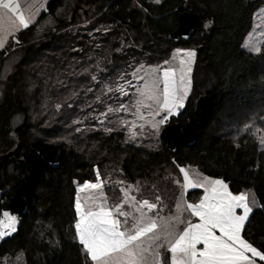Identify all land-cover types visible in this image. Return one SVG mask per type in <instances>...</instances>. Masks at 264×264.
Returning a JSON list of instances; mask_svg holds the SVG:
<instances>
[{
	"label": "trees",
	"instance_id": "16d2710c",
	"mask_svg": "<svg viewBox=\"0 0 264 264\" xmlns=\"http://www.w3.org/2000/svg\"><path fill=\"white\" fill-rule=\"evenodd\" d=\"M263 3L264 0H161L160 4L154 0H49L47 9L36 18L37 23L19 32L22 45L11 52H16L18 59L9 74L5 73L6 79L2 71L11 53L3 56L5 50L0 51V84L4 87L0 98V156L15 149L14 156L0 169V189L5 190L1 206L10 207V198L26 179L29 152L49 147L61 155V163L58 168L46 166L33 198L20 215L17 230L0 240V259L23 253L26 264H86L72 227L75 181L89 180L86 176L91 175L93 165L102 164L105 160L101 155L106 157L110 151L124 152L122 165L131 181L148 178L160 170L164 173L175 161L181 166L198 165L206 175L228 182L233 192L253 188L262 207L251 214L244 236L264 251V149L254 136H238V129L253 118L257 127L264 128L260 121L264 116V45L261 54L243 47L254 14ZM189 12L198 17V25L189 39L175 40L172 33L179 17ZM84 18L87 23L80 25ZM49 19L52 24L37 31ZM209 20L213 23L205 29ZM187 44L197 47L199 75L192 91L194 98L173 122L180 127L197 125L196 101L209 96L213 103L212 117L194 145L173 152L161 137V147L152 151L123 144L121 133L74 132L76 127L92 123H72L84 118L85 112L81 99L70 100L67 89L61 87L60 82L67 81L71 70L81 65L90 67L92 59L88 57L97 56L110 58L117 72L130 71L136 63L156 61L174 46ZM121 47L123 51H116ZM48 91L50 96H56L55 104L59 97L62 99L60 115L46 98ZM65 101L73 106L69 108ZM17 116L23 120L14 124ZM236 143L240 146L236 147ZM57 240L59 246L55 244Z\"/></svg>",
	"mask_w": 264,
	"mask_h": 264
},
{
	"label": "snow or ice",
	"instance_id": "6c2138e0",
	"mask_svg": "<svg viewBox=\"0 0 264 264\" xmlns=\"http://www.w3.org/2000/svg\"><path fill=\"white\" fill-rule=\"evenodd\" d=\"M154 2L160 4L161 0ZM47 3L48 0H0V50L9 45L10 37L19 44L18 33L37 23L36 18L41 10H46ZM260 14L264 15V9L260 10ZM52 22L49 19L37 31ZM212 23L209 20L204 28H209ZM260 36L264 37V31L260 32ZM251 37L252 33H249L243 47L249 52L261 54L260 41H254ZM116 51H123V47ZM195 58V50L176 48L170 60H165L163 64L153 66L141 62L130 73L124 70L117 73L115 78L100 76L107 72L100 61L85 67L79 74L87 76L99 87L95 100L104 106V110L72 121L73 124H83L88 119L96 121L90 128L76 127L74 132L91 130L111 134L126 131L128 141L153 139L158 144L161 129L172 117L179 116L189 101ZM108 62L111 63L110 60ZM128 67L133 65L129 64ZM87 91L93 92L94 89L89 87ZM72 95L77 97L79 93L73 92ZM124 97L128 99L124 100ZM108 100L113 102L108 103ZM65 104L69 108L73 106L68 101ZM63 106L61 103L54 105L57 112ZM87 106L92 107L90 103ZM128 116L131 119H127ZM22 120V116H17L13 123ZM260 121L264 123V116L260 117ZM145 129L148 130L147 134ZM239 134L254 136L258 146L264 149V129L256 126L255 118L238 129ZM62 139L72 142L68 137ZM235 146L240 145L236 143ZM177 167L182 174L180 178L171 174L163 178L177 189L171 206L161 194L158 184L131 183L124 178L113 179L111 174L102 177L98 167L94 182L77 184L72 227L74 238L82 246L86 264L264 262V251L244 236L254 208L261 207L252 190L234 193L222 178L205 175L191 166ZM113 172L123 177L122 169H113ZM194 189L202 190L203 194L192 202L188 193ZM17 222L16 216L4 211L0 218V239L15 232ZM55 244L59 246V240ZM0 264H9L8 258L0 260ZM11 264H26L23 253L18 254Z\"/></svg>",
	"mask_w": 264,
	"mask_h": 264
},
{
	"label": "rangeland",
	"instance_id": "374dc122",
	"mask_svg": "<svg viewBox=\"0 0 264 264\" xmlns=\"http://www.w3.org/2000/svg\"><path fill=\"white\" fill-rule=\"evenodd\" d=\"M46 9H47V5H46ZM261 9H264V3L262 4V6L254 14V20H253L252 28L248 32V34L246 35V37H245V39L243 41V45L249 39V33H252V37H251L252 40H254V41H260L261 48L264 45V37H261L260 36V32L264 31V15H261L260 14V10ZM42 11H44V10H41V12ZM86 23L87 22H86V19H85L83 22H81L80 25H83V24H86ZM18 36H19V33L17 35V39H19ZM19 45H22V42H20L19 44H16L13 41V39L10 37L9 38V45L6 46V48L4 49L5 50V55H3V56H6L7 54L11 53L12 50L14 48H16L17 46H19ZM176 48L192 49V50H195L196 51V58H195V62L193 64V70H192V73H191L192 91H193L194 86H195V78H196V76L199 75V70L197 69V62H198V60H197V47L194 44L176 45L163 58L158 59L156 61H146V60H143L142 62L145 63L146 65H153V66L154 65L163 64V62L165 60H170V58H171V56H172V54H173V52H174V50ZM4 50H0V51H4ZM246 50H248V49H246ZM17 59H18V55H17L16 52H14V53H11V55L5 60L4 67H3L4 68V71H2V74H3L2 76L3 77H5V73L7 75L9 74V71L12 70L11 67H13V65L15 64V62L17 61ZM109 60L111 61V63L108 62ZM97 61H100L101 62V67H104V68L107 69V72L106 73H101L100 74L101 77H104L105 75H107L109 77L115 78L116 77V74L119 73L113 67L112 60L110 58H108V57L100 58V57H97V56L92 57L90 66L93 65L94 63H96ZM137 65L138 64L136 63V66ZM83 69H84V67H83V65H81L78 68H75L74 70H71L68 73L67 81L64 82V83H62V84L60 83V84H61V87L62 88L65 87L67 89L66 95H67V97L70 100L74 98V96L72 95L73 92H78L79 93V96H77L76 98H78V100L81 99V101L83 102V105H82V108L81 109H82L83 112H85V115H84V117H85L86 115L98 114L99 111H103L104 110V106L102 104H100V103H97L96 100H95V93L99 92V87L95 84V82H92L87 76L80 75L79 74V73L82 72ZM124 70L127 71V69H122L121 71H124ZM132 70L133 69H131L130 71H127V72L130 73ZM93 71H95V69H93ZM73 73H75V74H73ZM83 77H84V79L82 80ZM31 80H33V78H30V81ZM121 82H123V81H121ZM133 83H135V81H133ZM89 87L93 88L94 91L93 92H88L87 89ZM3 88H4L3 85L0 84V98L3 96ZM192 97H193V93H191L189 99H191ZM46 98L49 100V102L51 101L53 104H55L56 96H50V92L49 91L46 94ZM105 99H107V97H105ZM123 99L124 100H127L128 98L127 97H124ZM61 100L62 99L59 97V103L61 102ZM112 102H113L112 100H108V103H112ZM89 103L92 105V107H88L87 106ZM196 103H197V101H196ZM59 115H60V110H59ZM176 117L177 116L172 117L170 119V121L168 122V124L170 122H173V120H175ZM82 119H84V118H82ZM127 119H131V117L128 116ZM86 121H88L89 123H92L91 126L93 124H96V121L95 120H92V119L84 120V122H86ZM91 126H86V127L85 126H82V128L88 129ZM109 126H111V125H109ZM97 127H99L98 124H97ZM162 129H161V131H162ZM86 132H91V130H86ZM113 133H115V132H113ZM116 133H121L122 134V138H123L122 139V141H123L122 143L123 144L130 143V144H133V145H135L137 147L144 148V149H150L152 151L158 150L161 147V144H162L161 143L162 142L161 141V133H160V137H159L158 144L153 139H142V138H138L137 141H135V142L128 141V136H127V132L126 131H120V132H116ZM147 133H148V130L145 129V134H147ZM148 145H152V147H149ZM97 153L99 154L100 152L98 151ZM109 153H112V154H109ZM105 155H106V157L104 156V154L101 155L102 156L101 159H104L105 160L102 164L93 165V167H92L93 168V171L90 172V174H91L90 176L91 177L88 174V176H86V177H89L88 178L89 180H86V181H93V182L95 181V169L98 167L100 169V171H101V176L102 177H105L106 174H111L112 177H113V179H116L118 177L119 178H124L128 182H131V183H135L136 181H141L142 183L143 182H148V183L158 184L159 185V188L161 190V194L165 196V199L169 202V204L171 206L172 200L175 197V195L177 194V189H176V187L171 182H165L163 178L165 176L169 175V174H171L174 177L180 178L182 176V174H180L179 171H178V167H177L178 164L175 163V165L172 168L168 167L167 168V171L164 172V173L162 172V170H160V171H156L152 176H150L148 178L147 177L146 178H140V179H138L136 181H131L127 177V175H126V173H125V171L123 169V165H122V163H123V157H124V152H121V151H119V152L110 151V152H106ZM178 166H181V165H178ZM182 166H191L193 169H196V170H198V171H200V172L203 173V171L201 170V168L198 165L188 163V164L182 165ZM113 169H122L123 170V177H120V174L118 172H113ZM203 174H205V173H203ZM211 177H213V176H211ZM213 178H218V177H213ZM84 182H85V180L84 181L76 180L75 181L76 187H77V184L78 183L79 184H83ZM165 189H167V191H165ZM247 190H252V192L256 196V193H255V191H254L253 188L245 189L243 191H247ZM193 193H195V194H193ZM234 193H236V192H234ZM4 194H5V192L2 193L1 200L4 199ZM109 194L111 195V193H109ZM202 194H203L202 193V190H200V189L190 190L189 193H188V198H189L190 201L195 202V201H197L198 197L200 195H202ZM256 198H257V196H256ZM257 200H258V198H257ZM258 203H259V200H258ZM258 208L259 207L254 208L253 211H255ZM250 217H251V215H250ZM250 217H249V220H250ZM12 234L13 233H11V235ZM255 247H257V246H255ZM18 254H20V253H18ZM17 255L15 257H11V256H5V257L8 258L9 264H11V262L16 259ZM5 257H3V258H5ZM3 258H1L0 260H2ZM257 264H264V262H260L258 260L257 261Z\"/></svg>",
	"mask_w": 264,
	"mask_h": 264
},
{
	"label": "water",
	"instance_id": "95a60500",
	"mask_svg": "<svg viewBox=\"0 0 264 264\" xmlns=\"http://www.w3.org/2000/svg\"><path fill=\"white\" fill-rule=\"evenodd\" d=\"M198 25V17L195 14L184 13L179 17L176 30L172 33L175 40L183 38L187 40ZM199 123L194 125L187 123L184 127L176 122L167 124L161 131V137L167 141L170 151L175 152L179 147L194 145L200 137L202 130L210 121L213 113V103L209 96H202L196 107ZM15 149L0 156V169L14 156ZM30 170L26 179L16 188L9 201V206L15 213H23L26 210L27 201L33 198L36 185L39 183L41 175L45 172L46 166L58 168L61 163V155L49 147L43 146L37 151L29 152Z\"/></svg>",
	"mask_w": 264,
	"mask_h": 264
},
{
	"label": "built area",
	"instance_id": "2783aa9c",
	"mask_svg": "<svg viewBox=\"0 0 264 264\" xmlns=\"http://www.w3.org/2000/svg\"><path fill=\"white\" fill-rule=\"evenodd\" d=\"M5 192V190L4 189H0V218H2V213L4 212V211H8L11 215H13V216H16V218H17V224H16V229H17V225H19V222H20V218H21V213H15L13 210H12V208H5V207H2L1 206V204L5 201L4 199L3 200H1V195H2V193H4ZM14 233V232H13Z\"/></svg>",
	"mask_w": 264,
	"mask_h": 264
}]
</instances>
